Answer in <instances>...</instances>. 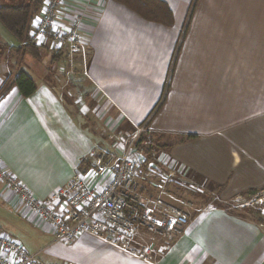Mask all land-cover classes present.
Instances as JSON below:
<instances>
[{"label": "crops", "instance_id": "crops-1", "mask_svg": "<svg viewBox=\"0 0 264 264\" xmlns=\"http://www.w3.org/2000/svg\"><path fill=\"white\" fill-rule=\"evenodd\" d=\"M163 1L171 26L115 0H65L56 23L82 17L85 63L77 56L72 72L65 54L55 59L51 38L39 36V58L25 53L16 66L0 65V159L36 198L66 186L95 149L119 153L144 125L143 138L158 142L137 143L152 158L135 179L139 192L185 190L200 201L185 185L218 188L221 197L264 188V0ZM18 45H8L11 57ZM231 54L253 76L230 77ZM51 66L61 90L48 77ZM20 72L36 83L29 97L15 85ZM170 134L181 137L161 143ZM0 197L28 215L1 180ZM211 202L190 213L169 244L141 230L135 245L151 247L150 261L88 234L56 241L51 224L42 226L50 236L44 252L49 264H264V222Z\"/></svg>", "mask_w": 264, "mask_h": 264}, {"label": "built area", "instance_id": "built-area-1", "mask_svg": "<svg viewBox=\"0 0 264 264\" xmlns=\"http://www.w3.org/2000/svg\"><path fill=\"white\" fill-rule=\"evenodd\" d=\"M64 1L46 2L42 13L34 20L37 31L34 37H50L54 49L65 50L73 72L77 56L85 63L87 43L81 32V16H72L68 26L55 24ZM145 128V125L137 127L119 153L95 149L89 157L87 171L76 173L66 186L57 188L47 199L36 198L4 167L1 159L0 180L41 225H52L56 241L71 243L80 235L88 234L120 251L150 261L151 247L135 245L141 230H156L171 236L189 223V215L165 200V197H173L169 193L161 190L151 196L136 188L135 179L147 162V157L137 148ZM166 243L169 244V240ZM0 264L46 263L17 239L0 233Z\"/></svg>", "mask_w": 264, "mask_h": 264}, {"label": "rangeland", "instance_id": "rangeland-1", "mask_svg": "<svg viewBox=\"0 0 264 264\" xmlns=\"http://www.w3.org/2000/svg\"><path fill=\"white\" fill-rule=\"evenodd\" d=\"M28 2H30V0H0V5H5V6L21 5V4L28 3ZM56 17H55V20H56ZM55 24L58 25L57 23ZM36 35L37 34L35 33V36ZM41 37H44V36H41ZM12 44L13 45L18 44L17 40L0 23V65L10 64L11 66H16L15 62H18V55L16 53H13V57H11L10 53L8 52L9 49L7 50L8 45H12ZM245 56L249 57L251 55L247 54ZM238 59L239 61L240 60L242 61V56L235 55V54L230 55V71H229L230 74L229 76L230 77L253 76L252 70L239 69ZM25 62H28V61L26 60ZM36 64L38 63L36 62ZM53 68H54L53 66L50 67V74L48 77L51 80V83L55 84L59 88V90H61L60 83L57 82V79L59 76L58 75L56 76L53 74L54 73ZM173 71H174V62H172L171 64L169 78H171ZM263 75H264V71H263ZM67 103L71 104L68 99H67ZM74 110H77V109L74 108ZM153 137L154 136H151L150 138V136L145 135L144 138L142 139V142H140V145L143 146L145 142L147 141L149 142V140L151 141L153 139H154L153 141L157 144L158 136L156 137L157 139ZM180 137L181 136L178 134L166 135L165 141H162L161 143L171 142L172 144L174 141L176 142V140H178ZM144 147L146 146L144 145ZM185 187L187 190H188V187L195 188L192 191L195 192V196H198L200 201L198 200L199 201L198 202L197 199H195L193 195H189L187 191L185 190H182L179 192V195H178L179 197H176L173 195L172 198L165 197V200L169 202L171 206H176L177 208H180L181 210L187 212L189 216H190V213H195L198 209H201L202 205L208 204L211 200L216 205L221 204V205H225L228 207H232V206H235L236 208L239 207L240 209H243L244 213H248L252 215L253 217L260 219L261 221L264 222V189L263 188L259 189V191H257L256 193L248 191L242 196H234V197H223L222 196L221 197V195L218 194L219 192L218 188L212 187L210 191L205 192V190H203L199 185L192 186L190 184H187V186L185 185ZM207 199L209 201H207ZM42 226L43 225H41L39 221H37L36 217L33 214L28 213V215H25V214L22 215L21 212H19V210L16 207H13L11 204L5 202L0 197V233L4 236H11L17 239L25 246V248L29 252H33L32 250L34 248H40L39 253H38L40 258L46 264H49L51 262L49 259L50 257H47V253L44 252L43 247H45L50 241V236L49 234H47V232L43 230ZM144 232L148 233V236L152 234V235L163 237L162 241L164 243H166V241L169 240V237L167 235H164V234L161 235V233H159L156 230L144 229ZM62 243H66V242H62ZM142 244H145V243H142Z\"/></svg>", "mask_w": 264, "mask_h": 264}, {"label": "trees", "instance_id": "trees-1", "mask_svg": "<svg viewBox=\"0 0 264 264\" xmlns=\"http://www.w3.org/2000/svg\"><path fill=\"white\" fill-rule=\"evenodd\" d=\"M127 8L131 9L142 18L171 26L174 23V16L169 5L163 0H115ZM45 0H30L28 3L21 5H2L0 7V23L3 27L12 34L18 41V49L15 53L19 57H24L25 53H29L34 58L41 56L40 52L44 46L39 45L32 33V20L43 10ZM61 49L56 51L55 59L62 57ZM15 85L19 88L21 94L25 97L33 95L36 91V83L34 79L26 72H20L15 79ZM143 139L141 135L137 141L139 144ZM151 141H149L150 143ZM147 154V153H146ZM147 162L152 159L147 157ZM89 167V159H85L82 163L81 172H86ZM264 189V188H263ZM259 189H251L250 192L256 193Z\"/></svg>", "mask_w": 264, "mask_h": 264}, {"label": "water", "instance_id": "water-1", "mask_svg": "<svg viewBox=\"0 0 264 264\" xmlns=\"http://www.w3.org/2000/svg\"><path fill=\"white\" fill-rule=\"evenodd\" d=\"M2 5H0V7H1Z\"/></svg>", "mask_w": 264, "mask_h": 264}]
</instances>
